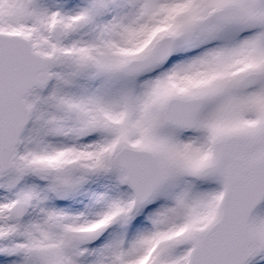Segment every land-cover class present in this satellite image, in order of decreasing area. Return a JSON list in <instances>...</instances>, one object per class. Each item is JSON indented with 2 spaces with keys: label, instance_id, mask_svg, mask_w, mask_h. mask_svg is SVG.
I'll return each mask as SVG.
<instances>
[{
  "label": "snow or ice",
  "instance_id": "1",
  "mask_svg": "<svg viewBox=\"0 0 264 264\" xmlns=\"http://www.w3.org/2000/svg\"><path fill=\"white\" fill-rule=\"evenodd\" d=\"M0 264H264V0H0Z\"/></svg>",
  "mask_w": 264,
  "mask_h": 264
}]
</instances>
